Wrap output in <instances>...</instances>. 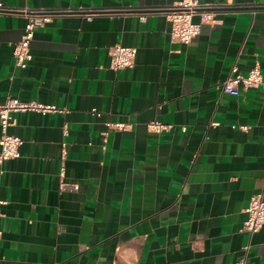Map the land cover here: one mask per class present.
Returning <instances> with one entry per match:
<instances>
[{
	"label": "crops",
	"instance_id": "0c3cea01",
	"mask_svg": "<svg viewBox=\"0 0 264 264\" xmlns=\"http://www.w3.org/2000/svg\"><path fill=\"white\" fill-rule=\"evenodd\" d=\"M179 1L0 0L72 11L34 31L23 68L12 50L25 17L0 13V103L59 109L13 113L0 264H264V225L242 228L251 195L264 198V86L220 85L254 65L264 82V0H202L212 18L188 44L155 11ZM115 44L136 48L132 67L109 66Z\"/></svg>",
	"mask_w": 264,
	"mask_h": 264
},
{
	"label": "built area",
	"instance_id": "2783aa9c",
	"mask_svg": "<svg viewBox=\"0 0 264 264\" xmlns=\"http://www.w3.org/2000/svg\"><path fill=\"white\" fill-rule=\"evenodd\" d=\"M209 5L202 2V0H180L174 5L159 7L155 11L163 13L169 21V37L172 41L182 44H188L195 38L200 31L201 22L209 21L212 18V13L208 10ZM104 9H83L74 11L90 17L96 12ZM105 12L111 9H105ZM72 12L64 9H26L14 8L0 3V13H22L25 17V24L20 39L14 43L12 54L14 63L18 67H25L31 59L29 51V44L33 38L34 31L49 23L55 15ZM128 13L140 14L143 19V14L152 12L148 9L141 8H127ZM198 15L199 22L193 20V17ZM109 66L112 69L128 68L134 64L136 48L132 46H125L121 44L112 45L109 48ZM235 70V69H233ZM221 89L231 95H238L240 88L246 89L258 85L264 86L263 77L258 65H254L249 69L246 75L235 74L227 77L221 82ZM39 111L51 112L58 111L55 105L43 104L34 101H22L15 97L7 96L6 99L0 103V165L3 160L19 157V146L22 144V139L16 135L8 132V128L13 124V113L18 111ZM111 128L122 129L125 127L124 123H114L108 125ZM146 127L155 133H159L168 129L159 121H149ZM1 171V170H0ZM247 217L243 221V230L248 234H253L264 225V198L261 193L251 195L249 203L246 207ZM247 248V247H245ZM228 264H248L247 258L243 255Z\"/></svg>",
	"mask_w": 264,
	"mask_h": 264
}]
</instances>
